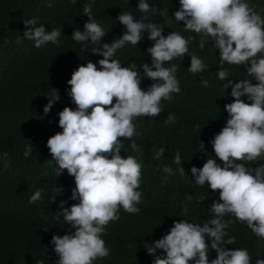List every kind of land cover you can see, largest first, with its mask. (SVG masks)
I'll return each mask as SVG.
<instances>
[{
  "label": "clouds",
  "instance_id": "obj_1",
  "mask_svg": "<svg viewBox=\"0 0 264 264\" xmlns=\"http://www.w3.org/2000/svg\"><path fill=\"white\" fill-rule=\"evenodd\" d=\"M179 5L173 17L183 22L186 32L199 36L200 49L211 39L220 53L221 67L216 76L220 81H227L223 85L225 89L231 88L233 102L224 106L228 118L211 140L216 158L207 159L202 168L192 166L190 169L195 183L200 187L207 183L212 192H219V199L213 200L209 210L214 215L202 226L186 219L174 221L167 234L151 244L145 243L144 247L155 257L153 264H251L247 249H226L225 244H233L234 238L229 237L227 241L224 238L228 236L226 229L230 225L241 222L264 241V164L249 167L246 163L264 160V17L247 0H179ZM137 10L145 15L139 19L131 12L118 15L116 19L126 31L120 39L100 46L107 32L93 17L89 3L83 7V15L88 17L84 30L76 29L72 35L76 42L93 45L89 51L103 58L96 63L88 60L86 65L72 72L67 81L70 85L67 94L76 107L66 106L58 113L62 131L47 140L51 161L58 165L56 175L67 170L68 175L74 177L75 188L71 190L70 199L79 201L67 208V201L61 200L62 211L55 214L57 220L63 216L64 224L69 226L67 234H54L50 241L59 257L57 264H94L110 255L111 249L102 239L107 234V225L120 219L121 207L129 214H138L137 205L142 201V193L137 190L142 164L137 156H121L124 148L121 138L130 140L132 151L139 153L140 147L133 139L139 135L135 119L159 116L163 112L161 101L171 102L172 94H180L178 65L166 66V62L187 55L191 58L190 73H202L207 68L202 58L190 52L189 44L196 40L195 36L185 37L177 31L165 36L162 26L147 22L148 13L159 11L165 16L168 10L157 9L147 0H138ZM23 23L26 26L23 39L34 41V47H43L48 42L59 44V28L46 31L42 24L36 26L34 18ZM168 23L171 24V20ZM145 32L153 42L147 49L151 66L146 62L139 65L143 69L141 73L135 62L124 67L119 59H113L125 44L137 46ZM21 39L18 38L17 43ZM225 63L244 66L252 79L234 83L228 79L230 71L223 67ZM145 78L153 81L147 90L140 86ZM201 86L210 87L208 80H202ZM52 89L43 109L45 116L60 100L58 90ZM176 119L170 113L165 123H175ZM200 145L205 150L202 141ZM32 149V144L26 146V158ZM164 152L165 148L161 147L153 159L160 160ZM7 156L3 153V157ZM173 162L181 164L179 150ZM9 163L10 160L5 167ZM162 171L174 174L168 165H164ZM177 171L181 176L186 174L182 166ZM55 191L64 189L57 187ZM205 198L200 196L199 202ZM41 199L42 190L38 189L29 203ZM51 199L55 202L56 197ZM187 199L191 200V196ZM225 216L235 219L225 220ZM209 248L216 252V258L209 259ZM157 250H162L163 255H157ZM255 264H264L259 253Z\"/></svg>",
  "mask_w": 264,
  "mask_h": 264
},
{
  "label": "trees",
  "instance_id": "obj_2",
  "mask_svg": "<svg viewBox=\"0 0 264 264\" xmlns=\"http://www.w3.org/2000/svg\"><path fill=\"white\" fill-rule=\"evenodd\" d=\"M247 1L264 17V0ZM147 2L157 9L168 10L165 16L159 11L148 13L147 22L162 26L165 36L172 31L185 37L195 36L196 40L189 44L190 52L202 58L207 68L202 73H190L191 58L187 55L166 62V66L178 65L176 76L180 81V94H172L171 102L161 101L163 112L159 116L135 119L139 135L133 139L140 147L139 153L132 151L130 140L121 138L124 144L121 156H137L142 164V178L137 189L142 193V201L137 205L140 212L129 214L120 208V219L110 222L107 234L102 236L111 249L110 255L94 264H153L155 257L147 253L145 243L151 244L167 234L174 221L186 219L202 226L214 215L209 210L213 200L219 199V192H212L207 183L204 187L198 186L190 171L192 166L202 168L207 159L216 158L211 140L228 118L225 104L233 102L231 88L223 86L227 81H220L216 76L221 67L219 50L211 39L200 49L199 36L186 32L183 22L175 20L173 14L180 6L179 0ZM89 3L93 17L107 32L100 46L120 39L126 31L116 19L122 12H131L137 19L145 15L137 10L138 0H0V264H57L59 257L50 241L54 234H67L69 226L64 224L63 216L57 220L55 214L62 211L61 200L67 201V208L79 202L70 199L71 190L75 188L74 177L69 176L67 170L56 175L58 165L51 161L46 145L50 136L62 131L58 113L66 106L76 107L67 94L70 89L67 81L72 72L78 66L86 65L88 60L96 63L103 58L89 51L93 45L85 46L72 39L74 30H84L88 17L83 15V7ZM33 18L36 26L42 24L46 31L61 30L58 45L48 42L36 48L34 41L23 39L26 30L23 20ZM20 37L22 39L17 43ZM152 43L145 32L137 46L125 44L113 59H119L124 67L135 62L142 73L139 65L146 62L151 66L147 49ZM223 67L230 71L228 79L234 83L252 79L242 65L236 67L225 63ZM204 79L210 87L201 86ZM152 83L145 78L140 86L147 90ZM253 83L256 82L253 80ZM52 88L58 90L60 100L45 116L43 109ZM243 99L248 103L246 98ZM170 113L176 116V122L166 124ZM31 144L32 153L26 158V146ZM161 147L165 148L164 156L160 160L153 159ZM177 150L181 155L180 165L173 162ZM5 152L7 157H3ZM217 162L220 163L218 159ZM246 163L256 167L264 164V160ZM164 165L172 167L174 174L164 173ZM181 166L185 169L184 176L177 171ZM57 187L64 191H55ZM38 189L42 190V199L29 203L31 195ZM202 195L206 198L199 202ZM54 196L55 202L51 199ZM224 219L235 217L225 216ZM226 231L225 241L234 238L233 244H225L226 249H247L252 257L251 264H255L257 253L264 258V241L259 240L246 223L236 222ZM157 255H163L162 250H157ZM214 258L216 252L209 248V259Z\"/></svg>",
  "mask_w": 264,
  "mask_h": 264
}]
</instances>
